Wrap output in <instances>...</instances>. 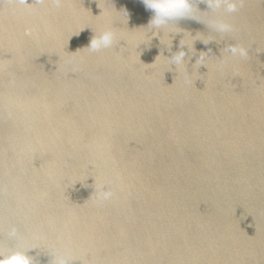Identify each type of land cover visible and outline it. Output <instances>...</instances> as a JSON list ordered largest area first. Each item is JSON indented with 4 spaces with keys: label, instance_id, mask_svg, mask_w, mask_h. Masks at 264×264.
Segmentation results:
<instances>
[{
    "label": "water",
    "instance_id": "obj_1",
    "mask_svg": "<svg viewBox=\"0 0 264 264\" xmlns=\"http://www.w3.org/2000/svg\"><path fill=\"white\" fill-rule=\"evenodd\" d=\"M196 7L234 31L185 19L153 36L139 0H0L5 254L264 264V0L232 14ZM105 30L114 46L89 52ZM180 43L188 62L169 65ZM229 44L248 57L221 51ZM102 187L114 196L98 204Z\"/></svg>",
    "mask_w": 264,
    "mask_h": 264
},
{
    "label": "clouds",
    "instance_id": "obj_2",
    "mask_svg": "<svg viewBox=\"0 0 264 264\" xmlns=\"http://www.w3.org/2000/svg\"><path fill=\"white\" fill-rule=\"evenodd\" d=\"M23 3L24 0H19ZM52 2L60 7L64 0H52ZM146 11H150L152 16L145 28L150 29L152 35L155 36L160 30L167 28L170 24H176L180 20L193 19L198 22L195 16V12H199L196 4L204 3L209 11L207 12H217L223 10L224 13L232 14L238 10V6H242L244 0H139ZM125 16L127 17V12L125 11ZM204 13V12H200ZM204 23V22H202ZM205 24V23H204ZM207 28L213 32L224 36L234 31L233 26L223 20H210L205 24ZM214 40L210 39L207 42H202L208 45ZM116 42L115 34L111 30H105L101 33L94 34L90 39V42L86 49L91 53H97L102 50L111 49ZM187 46L180 43V50L171 54L169 58V65H182L188 61L185 59L186 53L183 48ZM188 48V47H187ZM170 50V49H169ZM194 51V50H193ZM221 51L226 52L232 57H239L241 59H246L248 57V50L244 47L229 44L225 46ZM211 52V49L208 50ZM208 56L206 52H200L195 63L203 61L204 58ZM191 59V56H189ZM114 193L110 189L101 188L96 192V202L98 204H103L113 198ZM8 238L10 241H17L19 239V233L15 226H12L8 231ZM32 248H21L15 251H9L5 254L0 250V264H37L33 256L28 255V251ZM51 261L50 264H71L72 261L76 259L70 254V251L65 248H55L50 250Z\"/></svg>",
    "mask_w": 264,
    "mask_h": 264
}]
</instances>
